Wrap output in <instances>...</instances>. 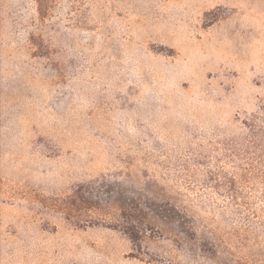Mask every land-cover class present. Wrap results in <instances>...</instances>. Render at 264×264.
I'll use <instances>...</instances> for the list:
<instances>
[{
	"label": "rangeland",
	"instance_id": "1",
	"mask_svg": "<svg viewBox=\"0 0 264 264\" xmlns=\"http://www.w3.org/2000/svg\"><path fill=\"white\" fill-rule=\"evenodd\" d=\"M0 0V264H264V0Z\"/></svg>",
	"mask_w": 264,
	"mask_h": 264
},
{
	"label": "trees",
	"instance_id": "2",
	"mask_svg": "<svg viewBox=\"0 0 264 264\" xmlns=\"http://www.w3.org/2000/svg\"><path fill=\"white\" fill-rule=\"evenodd\" d=\"M37 2L42 5L43 1L42 0H37Z\"/></svg>",
	"mask_w": 264,
	"mask_h": 264
}]
</instances>
